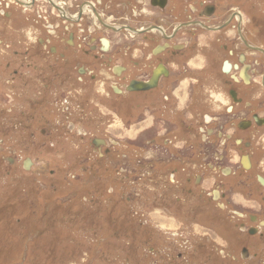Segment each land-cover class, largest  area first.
Here are the masks:
<instances>
[{
  "label": "rangeland",
  "instance_id": "rangeland-1",
  "mask_svg": "<svg viewBox=\"0 0 264 264\" xmlns=\"http://www.w3.org/2000/svg\"><path fill=\"white\" fill-rule=\"evenodd\" d=\"M217 3L224 14L241 10L255 25L252 40L264 46V0ZM42 12L40 17L54 15L48 8ZM13 13L6 21L0 12V39L8 47L0 58L5 61L32 42L26 17ZM23 26L29 29L22 32ZM198 59L202 56L196 53L192 95L176 98L188 99L191 110L168 114L164 119L173 124L166 129L157 119L152 128L141 124L151 119L134 108L141 103L138 98L117 101L109 90L99 97L104 84L76 83L62 93L55 83L52 92L38 97L41 81L28 86L31 94L14 81L11 98L3 86L8 75L0 69V264H264V256L241 259L237 237L221 226L216 210L208 214L185 204L168 173L177 168L175 178H183L180 158L191 134L187 126L199 135L204 119L223 115L215 111L218 89L210 87L218 84L212 77L219 64L210 59L204 72ZM203 73L211 74L209 82L198 76ZM207 101L213 104L210 111ZM67 109L69 119L61 123ZM94 138L105 140L109 155L95 152ZM148 162L155 165L153 173L142 165ZM254 246L250 258L264 255V245L256 241Z\"/></svg>",
  "mask_w": 264,
  "mask_h": 264
},
{
  "label": "flooded vegetation",
  "instance_id": "flooded-vegetation-1",
  "mask_svg": "<svg viewBox=\"0 0 264 264\" xmlns=\"http://www.w3.org/2000/svg\"><path fill=\"white\" fill-rule=\"evenodd\" d=\"M45 7L54 15L40 17ZM0 8L6 21L15 17L13 12L25 16L33 34H28L32 42L25 51H13V60L0 58V69L9 78L3 86L11 98L14 81L28 94V86L41 81L38 97L55 83L62 93L76 83L100 84L106 88L99 97L109 90L117 101L138 98L141 103L134 108L151 119L141 124L152 128L157 119L166 129L173 124L164 119L168 114L191 110L188 99L176 98L192 95L194 55L202 56L196 63L204 72L210 59L219 64L215 79L209 73L198 76L217 81L210 87L218 89L215 111L223 115L204 119L199 135L187 126L191 134L180 158L183 178H175L177 168L168 173L185 204L208 214L216 210L221 226L237 237L241 259L264 256L249 257L256 241L264 245V46L252 40L255 25L241 10L224 14L217 0H2ZM6 48L0 39V52ZM205 106L210 111L213 104ZM63 114L61 123L70 110ZM149 142L154 144L156 137ZM90 143L97 154L109 155L102 138ZM142 165L153 173V163Z\"/></svg>",
  "mask_w": 264,
  "mask_h": 264
},
{
  "label": "water",
  "instance_id": "water-1",
  "mask_svg": "<svg viewBox=\"0 0 264 264\" xmlns=\"http://www.w3.org/2000/svg\"><path fill=\"white\" fill-rule=\"evenodd\" d=\"M23 168H24L25 170H27V169H28V167H27V165H26V162L24 163V166H23Z\"/></svg>",
  "mask_w": 264,
  "mask_h": 264
}]
</instances>
